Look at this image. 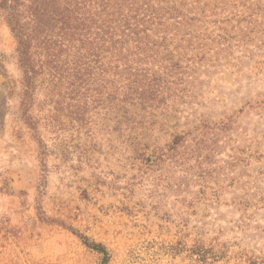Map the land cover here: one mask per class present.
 <instances>
[{
    "label": "rangeland",
    "instance_id": "rangeland-1",
    "mask_svg": "<svg viewBox=\"0 0 264 264\" xmlns=\"http://www.w3.org/2000/svg\"><path fill=\"white\" fill-rule=\"evenodd\" d=\"M238 2L125 103L106 65L27 87L0 9V264H102L78 234L105 264H264V19L232 29Z\"/></svg>",
    "mask_w": 264,
    "mask_h": 264
},
{
    "label": "trees",
    "instance_id": "trees-1",
    "mask_svg": "<svg viewBox=\"0 0 264 264\" xmlns=\"http://www.w3.org/2000/svg\"><path fill=\"white\" fill-rule=\"evenodd\" d=\"M227 1L0 0V9L5 12L6 23L15 38L27 87L44 71L56 83L69 81L70 76L82 82V74L78 77V73L84 67L92 80L93 74L87 73V69L106 65L114 68L113 75L123 84L121 102L125 103L128 90L150 70L146 65L164 60L179 67L173 63L172 50L181 49L183 44L195 45L201 28L209 33L204 18L208 20L217 11H226ZM238 3L241 8L223 19L235 20L232 29L241 22L256 23L264 19V0ZM202 43L198 42L197 48ZM162 51L168 53L163 55ZM101 76V73L96 76L99 81ZM78 236L85 245L103 255L102 264H105V246L89 242L81 234Z\"/></svg>",
    "mask_w": 264,
    "mask_h": 264
}]
</instances>
